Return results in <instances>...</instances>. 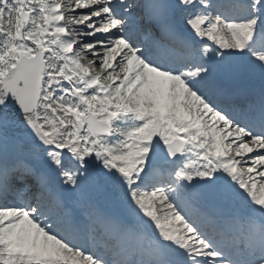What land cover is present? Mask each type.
Masks as SVG:
<instances>
[{
    "label": "snow or ice",
    "instance_id": "snow-or-ice-1",
    "mask_svg": "<svg viewBox=\"0 0 264 264\" xmlns=\"http://www.w3.org/2000/svg\"><path fill=\"white\" fill-rule=\"evenodd\" d=\"M0 264H264V0H0Z\"/></svg>",
    "mask_w": 264,
    "mask_h": 264
}]
</instances>
